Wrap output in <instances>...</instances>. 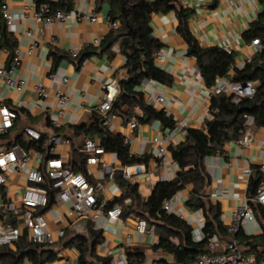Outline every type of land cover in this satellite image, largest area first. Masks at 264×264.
<instances>
[{
  "label": "crops",
  "instance_id": "1",
  "mask_svg": "<svg viewBox=\"0 0 264 264\" xmlns=\"http://www.w3.org/2000/svg\"><path fill=\"white\" fill-rule=\"evenodd\" d=\"M177 1L194 10V15L189 21L190 30L202 47L220 46L226 49L230 46V51L236 53L231 74L237 68L242 69L257 52L256 48L251 46L252 41L244 37V33L264 11V0H217L215 4L214 0ZM5 2L10 12L16 15L14 29L9 30L16 36L18 45L13 51L5 47L0 49V67L8 68L18 54L20 65L16 74L25 80L26 85L22 89H16L8 86L0 77V101L18 114L15 126L9 133L11 137L0 139V151L7 148L4 144L9 139L22 133L28 126L40 130L46 137L59 135L69 138L76 148L84 147L88 139H98L84 134L77 135L76 127L90 123L95 108L105 98L106 84L114 79L120 83V79L127 76V70L124 68L127 59L121 53L120 45L116 44L109 51H104L100 46L113 28L109 3L101 0H74L72 10L66 11L65 20L46 24L36 18L40 7L45 4L38 6L36 0ZM0 10L5 21L2 7ZM94 15L97 19L92 21ZM178 25L179 20L174 10L152 14L153 33L162 43L159 52L165 57L163 61L155 60L157 65L171 76V80L169 83H162L146 79L139 87L145 98L150 94L164 96L165 101L154 108L163 111L176 125L174 128L166 127L158 119L142 122L138 116H143V111L139 107L131 116L110 113L111 123L106 127L113 134L121 135L124 139L129 138L127 145L130 154L148 157V160L129 164L133 174L130 179L124 178L125 164L116 152L105 151L100 155L102 162L87 164V174L93 182H101L104 185L103 197L109 202L127 191V183L137 184L142 200L146 201L156 183L173 180L181 168L173 158L171 147L187 138L188 129H203L206 121L214 117L210 111L213 97L211 87L206 84L201 74L197 58L188 53L189 45L178 32ZM33 43H36V49L29 52ZM65 78L68 79L67 82H64ZM39 82L50 92L49 98H40L35 92L34 87ZM58 90L68 91L71 95V104L60 129L52 127L49 121V109H57L53 94ZM125 110L128 108L125 107ZM134 118L138 119L135 128L130 125ZM169 134L171 141L164 143L167 154L162 158L156 157L160 143L155 139L165 140ZM245 135L251 139L249 145L240 142ZM72 148L60 144L54 154L70 157ZM31 149L34 150V147L28 150ZM47 155L46 153L45 156ZM44 163L42 160L41 164ZM203 163L211 180L207 188L208 198L211 204L219 206L220 220L227 228L238 206L246 198L257 196V193L251 195L252 176L259 171L264 180V125H258L252 116L247 117L241 136L226 142L216 154L206 156ZM38 164L40 162L35 158L33 167ZM106 164L111 166L113 175L107 171ZM138 164L142 165V172H137ZM27 185L23 174L9 172L6 186L9 195L20 196ZM192 189L193 184H187L172 197L175 209L173 214L187 221L195 230L199 226L200 216L197 215V210H192L186 205ZM132 203L131 197L124 199L120 205L127 209L126 215L118 220H112L106 214H102L98 220H94L90 215L77 218L69 214L68 205L58 202L52 204L46 209L50 228L56 233L62 230L64 234L57 236L54 243L57 246V258L47 264H80V251L75 245L66 244L70 238H63L66 231L88 235L90 227L102 234L103 240L96 248L99 256H110L112 260L126 256L128 259L127 251L131 248L145 251L143 264H158V261L164 260L167 264H182L167 251L153 250V246L159 241L154 225L149 223L146 233L138 232L139 218L134 212L129 213ZM252 203L254 202H251L254 211ZM254 214L255 220L243 223L240 230L241 240L246 236H258L263 233L261 215L256 211ZM203 215L205 218L204 212ZM219 235L224 242L238 240L235 235L229 234L228 228L221 230ZM241 240L238 242L245 250V244L241 243ZM10 248L16 250L17 246ZM223 249L221 247L219 251ZM262 261L264 262V259ZM23 264H29L28 259Z\"/></svg>",
  "mask_w": 264,
  "mask_h": 264
},
{
  "label": "trees",
  "instance_id": "2",
  "mask_svg": "<svg viewBox=\"0 0 264 264\" xmlns=\"http://www.w3.org/2000/svg\"><path fill=\"white\" fill-rule=\"evenodd\" d=\"M110 5L109 16L111 22H117L110 33L102 40L101 47L104 51L111 50L116 44L120 45L121 53L126 57L124 68L127 76L120 79L121 91L115 100L111 113L116 115L131 116L139 107L143 111L140 121L148 122L158 119L166 127L174 128L175 121L166 116L163 111L149 106L145 101L144 93L139 90L140 85L146 79H153L162 83H169L171 76L161 69L155 60V54L162 48V43L153 33L151 26L152 14L174 10L177 14L179 25L178 32L189 45L188 53L197 58L201 74L206 84L212 87L217 78L227 76L232 82H258L256 93L253 98H241L235 101L234 95L218 94L211 99L210 111L214 117L207 120L205 128L188 129L187 138L180 144L171 147L174 160L178 163L181 171L173 180L160 181L146 201L142 200L137 184L127 183L126 192L109 202V207L122 204L124 199L131 197L133 203L130 212H134L138 218H145L147 223L154 225L159 235L158 244L153 250H164L175 257V260L187 264L192 257L208 251V240L197 242L194 239V228L184 219L163 209L165 200L174 197L179 190L187 184H193L190 198L186 205L192 210L202 209L206 215L204 232L206 234H219L221 230H227L220 220L219 206L211 204L208 198L207 188L211 180L204 168L206 156L214 155L221 151L226 142L238 139L245 127L247 117L252 116L258 125H264V11L257 20L252 22L250 29L244 33V37L252 41L259 38L262 49L246 62L242 69H235L233 74L230 70L235 62L236 53L228 51L220 46L202 47L190 30V19L194 10L184 7L177 0H101ZM38 6L46 4L52 11L63 9L72 10L74 0H36ZM2 0H0V8ZM0 49L8 48L11 51L18 45V40L9 30L6 21L2 18L0 10ZM87 54H85L86 56ZM125 107L128 110H125ZM77 135L84 134L87 137H97L104 151L116 152L125 165L142 163L148 157L131 155L128 145L121 135L113 134L103 125L101 117L94 112L90 123L76 127ZM45 136V134H43ZM11 137L10 134L1 136L0 139ZM16 144L26 149L36 147L46 154L42 142H28L22 133L14 135L4 145L10 148ZM69 157L68 166L74 171L87 174V158L91 155L83 146L74 147ZM47 157H49L47 155ZM263 181V175L257 171L250 182L251 195H256ZM45 187L50 193V204H54L55 194L58 189L54 188L50 179ZM254 211L261 215L263 220V233L258 236H246L240 239L241 231L235 237L245 244V251L255 252L256 260L264 259V205L252 203ZM123 207V215H126ZM89 234H73L66 231L63 240L67 245H75L80 251V264H112V257L99 256L96 252L98 244L103 240L99 230L89 228ZM17 249L9 246H0V264H23L28 259L29 264H47L57 258V246L54 244H39L30 242L26 237L16 243ZM129 264H143L146 253L140 249L128 248ZM158 264H167V261H158Z\"/></svg>",
  "mask_w": 264,
  "mask_h": 264
},
{
  "label": "built area",
  "instance_id": "3",
  "mask_svg": "<svg viewBox=\"0 0 264 264\" xmlns=\"http://www.w3.org/2000/svg\"><path fill=\"white\" fill-rule=\"evenodd\" d=\"M2 0V12L4 19L10 30L14 29L15 14L11 13L6 2ZM39 22L51 24L58 20H65L67 12L58 9L52 11L48 5H42L39 13L36 14ZM97 17L94 15L92 21ZM113 27H117V22H112ZM31 34V32H28ZM98 43V41L96 42ZM251 46L256 51L262 49L263 45L259 38L253 39ZM36 49V43H33L29 52ZM226 49L230 51V46ZM155 59L164 60L165 57L160 52L155 54ZM20 65V57L17 54L8 68L0 67V77L4 79L6 84L16 89L25 87L26 82L23 78L16 74V70ZM68 79L65 78L64 82ZM256 81L232 82L227 76L217 78L215 84L211 87L212 96L218 94L234 95L235 101L241 98H253L256 93ZM35 92L40 98L47 99L51 96L48 89L43 83L39 82L34 87ZM106 95L103 101L95 108V112L101 117L104 126L111 123V110L115 100L117 99L121 86L118 80L114 79L105 86ZM56 102V111L49 109L50 124L56 129L63 127V118L67 115L68 107L71 104V95L68 91L58 90L53 94ZM149 106L157 107L165 101L163 95H147L145 98ZM18 114L15 110L0 101V136L8 135L15 126ZM138 119L131 120V127L135 128ZM23 138L28 142H42V147L46 149V154L34 147V150H28L21 144H16L10 148L0 151V246H14L16 243L26 237L30 242L39 244H54L56 238L63 236L64 231L54 232L49 225L46 216V209L50 204V193L45 187L47 180L50 179L54 188L58 189L55 194V201L68 205L69 214L82 218L90 215L94 220H98L102 214H106L112 220H118L123 215V208L117 204L109 207V201L103 197L104 185L101 182H91L88 177L80 172L74 171L68 166L69 157L64 155H56L57 146L66 144L71 146L72 142L69 138L59 135L44 136L43 133L31 126L26 127L23 132ZM160 145L156 153V157L162 158L167 154V148L164 143L171 141V134L167 135L165 140L156 138ZM127 144L129 138L124 139ZM240 142L249 145L251 139L244 136ZM85 151L91 155L87 158V164H96L102 162L100 157L105 151L100 141L96 138L88 139L85 143ZM54 154V155H53ZM51 155V156H50ZM133 155V154H131ZM37 159L40 164L33 167V160ZM45 161L42 165L41 162ZM137 172H142V165H136ZM131 166L125 165L123 176L126 179L133 177L130 170ZM106 169L112 175L114 171L110 165L106 164ZM14 171L23 174L28 183L25 190L20 196L12 197L7 193L6 186L8 183L9 172ZM173 198L167 199L163 203V209L168 213H174ZM251 202L264 205V180L261 182L257 196L252 199L246 198L243 203L233 212L230 222L227 225L230 235H236L245 221L255 220V214L251 206ZM197 215L200 216L199 226L194 230V237L197 242L208 240V251L199 253L187 264H264L256 260L255 252H245L240 243L236 239L224 242L217 233L206 234L205 218L203 210L198 209ZM148 223L145 218L137 220V230L139 233H146ZM224 248L219 251V248ZM112 264H129L126 256L112 260Z\"/></svg>",
  "mask_w": 264,
  "mask_h": 264
},
{
  "label": "water",
  "instance_id": "4",
  "mask_svg": "<svg viewBox=\"0 0 264 264\" xmlns=\"http://www.w3.org/2000/svg\"><path fill=\"white\" fill-rule=\"evenodd\" d=\"M217 0H214V4L216 3Z\"/></svg>",
  "mask_w": 264,
  "mask_h": 264
}]
</instances>
